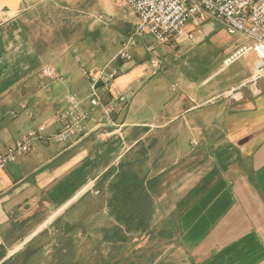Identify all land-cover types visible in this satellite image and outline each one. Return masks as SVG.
I'll use <instances>...</instances> for the list:
<instances>
[{
  "label": "crops",
  "instance_id": "crops-1",
  "mask_svg": "<svg viewBox=\"0 0 264 264\" xmlns=\"http://www.w3.org/2000/svg\"><path fill=\"white\" fill-rule=\"evenodd\" d=\"M137 26L123 0H0V153L46 127L0 167V264H264L256 52L226 62L250 41L206 15L194 39L146 32L122 59ZM114 66L95 107L85 70ZM72 94L88 128L52 142Z\"/></svg>",
  "mask_w": 264,
  "mask_h": 264
},
{
  "label": "built area",
  "instance_id": "built-area-1",
  "mask_svg": "<svg viewBox=\"0 0 264 264\" xmlns=\"http://www.w3.org/2000/svg\"><path fill=\"white\" fill-rule=\"evenodd\" d=\"M136 14L138 26L134 36L122 44L118 56L129 59L132 54L130 48L137 43V38L146 32H150L162 43L178 42L182 38L194 39L195 30L187 31L188 23L194 19L196 25H200L206 15L222 20L231 31L243 34L250 44L244 45L235 51L228 60L233 61L253 49L257 54V66L253 74V82L264 78V0H123ZM197 33L202 30L197 28ZM152 65L158 68V61L151 60ZM45 75L52 79H62L56 68L47 66ZM116 66L113 69L105 67L99 75H91L85 70L86 75L95 86L89 100L95 107L101 106L100 96L96 85L104 82L108 88L113 79L118 75ZM256 93H260L257 90ZM72 111L70 120L63 129L51 135L48 139L55 143H66L76 135L82 134L88 128L86 124L87 113L79 109L78 97L71 96ZM46 129L41 125L36 130L29 131L17 140L12 147L0 153V167L5 168L10 162L16 160L18 155L30 151L36 141H42Z\"/></svg>",
  "mask_w": 264,
  "mask_h": 264
},
{
  "label": "rangeland",
  "instance_id": "rangeland-1",
  "mask_svg": "<svg viewBox=\"0 0 264 264\" xmlns=\"http://www.w3.org/2000/svg\"><path fill=\"white\" fill-rule=\"evenodd\" d=\"M228 37H229V33L227 32V30H221L219 32V35L218 37L215 39V42L213 43L212 45V48H214L215 50L222 46L223 44H225L227 41H228ZM242 47V44L238 45V46H235L233 51L231 52V55H233V53L239 49H241ZM230 55V56H231ZM229 56V57H230ZM226 62H230V60H227Z\"/></svg>",
  "mask_w": 264,
  "mask_h": 264
}]
</instances>
